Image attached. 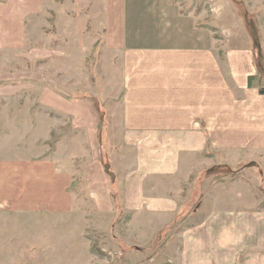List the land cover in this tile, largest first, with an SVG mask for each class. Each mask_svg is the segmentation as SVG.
Here are the masks:
<instances>
[{
    "label": "rangeland",
    "instance_id": "1",
    "mask_svg": "<svg viewBox=\"0 0 264 264\" xmlns=\"http://www.w3.org/2000/svg\"><path fill=\"white\" fill-rule=\"evenodd\" d=\"M172 4L206 37L223 43L237 33V41L253 43L262 75L256 83L264 87V0ZM95 6L0 0V154L55 160L76 176L66 210L0 212V264H264V155L239 152L229 163L232 155L206 148L191 177L155 178L142 144H131L139 134L118 127L121 55L105 48L117 36L106 35L109 20ZM81 94L98 99L117 123L106 131L113 189L105 201L86 184V132L58 109Z\"/></svg>",
    "mask_w": 264,
    "mask_h": 264
},
{
    "label": "crops",
    "instance_id": "2",
    "mask_svg": "<svg viewBox=\"0 0 264 264\" xmlns=\"http://www.w3.org/2000/svg\"><path fill=\"white\" fill-rule=\"evenodd\" d=\"M93 2L95 15L109 20L106 35L117 36L116 41L106 38L105 48L121 55L118 127L139 134L131 144H142V158L155 178L191 177L190 166L205 160L206 148L232 155L229 163H236L239 152L264 155V95L256 81L250 85L252 78L262 79L253 43L237 41V33L223 43L206 37L191 16L180 19L172 0ZM163 25L167 30L159 31ZM155 34L166 38L159 42L147 36ZM69 103L67 110L58 109L73 118V129L86 132L92 151L86 184L103 197L112 192L113 179L102 159L99 114L90 100ZM106 117L107 131L117 130ZM57 163L0 154V212L66 210L76 176ZM251 239L246 235L243 242Z\"/></svg>",
    "mask_w": 264,
    "mask_h": 264
},
{
    "label": "trees",
    "instance_id": "3",
    "mask_svg": "<svg viewBox=\"0 0 264 264\" xmlns=\"http://www.w3.org/2000/svg\"><path fill=\"white\" fill-rule=\"evenodd\" d=\"M257 79H258V77L252 78L250 85H251V83H253V81H256ZM259 91H260L261 95H264V87H261ZM69 98H70L69 100L72 99V100L80 101V99L85 100V98H89V97L85 96L84 94H81L80 96L70 95ZM90 99L94 103V106H95V108L99 114V117H100L99 138H100V143L102 145V159L104 161V165H105L108 173L110 175H113L111 173L109 162H108V158H109L108 157V150H107L108 139H107V133H106L107 122H106V113H105V109H104V104L100 103L98 101V99H96L95 97H90Z\"/></svg>",
    "mask_w": 264,
    "mask_h": 264
}]
</instances>
